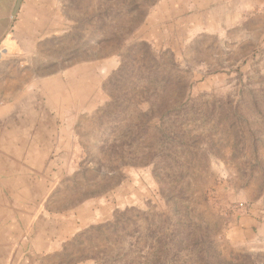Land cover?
I'll return each instance as SVG.
<instances>
[{"label":"rangeland","instance_id":"obj_1","mask_svg":"<svg viewBox=\"0 0 264 264\" xmlns=\"http://www.w3.org/2000/svg\"><path fill=\"white\" fill-rule=\"evenodd\" d=\"M61 1L63 33L0 46L32 264H264V0Z\"/></svg>","mask_w":264,"mask_h":264},{"label":"crops","instance_id":"obj_2","mask_svg":"<svg viewBox=\"0 0 264 264\" xmlns=\"http://www.w3.org/2000/svg\"><path fill=\"white\" fill-rule=\"evenodd\" d=\"M62 4L61 0H0V46L8 41L32 44L30 39L63 33ZM7 107H0V121L9 112ZM16 177L0 166V264H32L50 250L48 228L35 222L33 199H28L34 192L16 187Z\"/></svg>","mask_w":264,"mask_h":264},{"label":"trees","instance_id":"obj_3","mask_svg":"<svg viewBox=\"0 0 264 264\" xmlns=\"http://www.w3.org/2000/svg\"><path fill=\"white\" fill-rule=\"evenodd\" d=\"M141 46H143V47H145L147 49H150L151 48V45L148 44L147 42H143Z\"/></svg>","mask_w":264,"mask_h":264}]
</instances>
